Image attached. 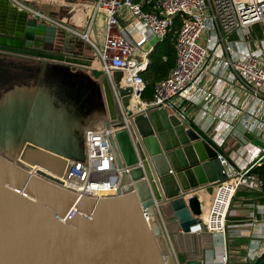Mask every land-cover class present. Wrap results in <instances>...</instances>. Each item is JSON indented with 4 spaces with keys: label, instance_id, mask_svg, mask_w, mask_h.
I'll return each instance as SVG.
<instances>
[{
    "label": "water",
    "instance_id": "water-1",
    "mask_svg": "<svg viewBox=\"0 0 264 264\" xmlns=\"http://www.w3.org/2000/svg\"><path fill=\"white\" fill-rule=\"evenodd\" d=\"M0 5L8 7L9 20L3 23L0 10V51L92 66L93 49L84 39L30 16L11 0ZM121 77L120 70H111L99 82L103 127L114 129L109 139L121 170L116 196H77L54 184L59 183L54 176L29 175L17 165L34 163L28 155L40 150L83 159L78 133L70 145H61L51 137L21 138L17 123L0 122V264H203L200 257L179 260L176 228L188 234L200 222L208 210L200 191L225 180L224 167L209 137H200L165 108L133 112L131 87L123 86ZM112 84L129 130L123 128ZM139 159L143 170L124 171ZM128 188L133 191L123 192Z\"/></svg>",
    "mask_w": 264,
    "mask_h": 264
},
{
    "label": "built area",
    "instance_id": "built-area-1",
    "mask_svg": "<svg viewBox=\"0 0 264 264\" xmlns=\"http://www.w3.org/2000/svg\"><path fill=\"white\" fill-rule=\"evenodd\" d=\"M11 1L18 8L27 10L30 16H38L87 41L93 49L94 61L98 62L102 72L100 77L109 75L111 70H120L121 84L131 87L129 107L133 112L143 111L146 107H170L174 97L185 91L209 96V92L206 93L199 82V75L209 60L218 63L223 72H231L236 83L252 96L251 106L264 102V56L261 52H248L242 58L235 59L230 56L227 45L223 50L217 49L221 43L225 44L230 34L264 23V0H93L87 7L88 15L81 24V27L85 26L84 33L22 0ZM98 15L103 20L96 28L95 18ZM177 16L180 17V27L174 37V65L164 78L153 84L151 97L143 98L150 82L141 72L149 64V54L165 38ZM92 32L94 38H90ZM112 89L125 122L123 128L129 130L126 112L121 107L113 84ZM258 128L259 122L255 120L247 125V131L250 132L257 131ZM113 131L114 129H105L103 126L85 129L83 159L63 158L62 173L55 176L59 183H53L77 196H116L121 170L116 164L109 139V133ZM250 151L249 148L246 153ZM261 152L264 155V148ZM217 157L227 178L218 184L211 206L188 233L211 232L224 236L227 210L240 188L256 192L263 199L261 210L254 209L248 214V225L255 229L264 221V185L252 172L255 164L237 166L222 153H217ZM17 165L29 175L44 178L39 172L49 174L37 165L24 161ZM123 169L126 173L132 169L143 170L144 164L139 159ZM130 190L128 188L123 192ZM144 218L147 222L150 219L145 213ZM176 263L180 264L178 260ZM227 263L228 256L225 252L221 264Z\"/></svg>",
    "mask_w": 264,
    "mask_h": 264
},
{
    "label": "crops",
    "instance_id": "crops-1",
    "mask_svg": "<svg viewBox=\"0 0 264 264\" xmlns=\"http://www.w3.org/2000/svg\"><path fill=\"white\" fill-rule=\"evenodd\" d=\"M22 1L84 33L85 26L81 27V22L76 24L72 12L86 17L87 7L93 0ZM7 8L0 5V10L5 12L3 23L9 21ZM102 20V16H96V28ZM253 26L230 34L225 44L221 43L217 49L223 50L227 45L230 56L235 59L242 58L248 52H261L264 56V27L255 36L249 33ZM93 34H90V38H94ZM160 42L155 45L152 54L159 48ZM94 68L95 61L91 67L76 66L0 51V122L17 123L21 138L44 140L51 137L61 145H68L69 140L78 133L83 147L84 130L100 128L105 122L99 86L101 74L95 75ZM199 82L209 96L182 92L174 97L170 107L165 108L167 113L186 121V126L192 127L200 137L201 134L209 137L210 146L217 153L227 156L232 164L247 166L259 162L264 156L261 152L264 148V102L251 106L252 96L236 83L230 71L223 72L220 65L212 60L205 64ZM251 120L259 122L257 131H247ZM26 144L17 150L18 153H23ZM249 148L250 153H246ZM40 151L57 154L50 150ZM203 175L205 177L206 173L203 172ZM217 188L218 184H215L200 191L208 209ZM262 203L263 199L258 193L240 188L227 210L224 236L211 232L183 234L176 228L175 240L178 244L175 247L181 252L180 259L200 257L203 264H221L226 252L227 264L254 260L264 251V221L255 229L251 228L248 214L254 209L260 211Z\"/></svg>",
    "mask_w": 264,
    "mask_h": 264
},
{
    "label": "trees",
    "instance_id": "trees-1",
    "mask_svg": "<svg viewBox=\"0 0 264 264\" xmlns=\"http://www.w3.org/2000/svg\"><path fill=\"white\" fill-rule=\"evenodd\" d=\"M140 1V0H133ZM180 17L177 16L174 18L173 24L170 27L171 29L167 33L164 39L161 40L159 44V48L155 50L152 54H149V64L148 66L141 72V75L144 78L149 79L150 84L148 87H153V84L164 78L169 69L173 67L175 62L174 55V37L176 35L177 30L180 27ZM163 55H165V59H163ZM147 87V89H148ZM153 89V88H152ZM151 90H146L143 93V98H149L152 92ZM252 172L262 181L264 185V157L255 164L252 168ZM238 264H264V251L261 255L256 257L252 261H245Z\"/></svg>",
    "mask_w": 264,
    "mask_h": 264
},
{
    "label": "bare ground",
    "instance_id": "bare-ground-1",
    "mask_svg": "<svg viewBox=\"0 0 264 264\" xmlns=\"http://www.w3.org/2000/svg\"><path fill=\"white\" fill-rule=\"evenodd\" d=\"M28 156L30 158H35L33 161L34 163H32L34 166L37 165L54 177L61 175L64 166L62 157L44 151H41L39 154H31ZM222 207H224V204H222Z\"/></svg>",
    "mask_w": 264,
    "mask_h": 264
},
{
    "label": "rangeland",
    "instance_id": "rangeland-1",
    "mask_svg": "<svg viewBox=\"0 0 264 264\" xmlns=\"http://www.w3.org/2000/svg\"><path fill=\"white\" fill-rule=\"evenodd\" d=\"M35 2H40L39 0L38 1H35ZM70 11H71V9H70ZM72 12V11H71ZM70 12V13H71ZM88 9H87V15H88ZM67 14H69L68 13V11H67ZM69 16V15H68ZM71 16V15H70ZM72 17H74L75 19H76V24H81L82 22H83V20L85 19V16L84 15H79V13L77 12V14L75 15L74 14V12H72ZM180 19V18H179ZM79 22H81V23H79ZM72 24H74V22L72 23ZM264 27V23H258V24H256V25H254L252 28H250V32L249 33H251L252 35H258L259 33H260V31L262 30V28ZM171 29V28H170ZM250 34V35H251ZM94 63V62H93ZM102 72L100 71V68H99V65H98V62L96 61V63H95V68H94V74L95 75H98V74H101ZM152 89V87H148V89H147V91L148 90H151ZM181 258V257H180Z\"/></svg>",
    "mask_w": 264,
    "mask_h": 264
}]
</instances>
